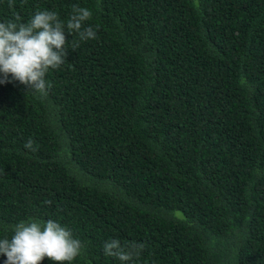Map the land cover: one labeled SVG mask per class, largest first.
<instances>
[{
    "label": "trees",
    "instance_id": "trees-1",
    "mask_svg": "<svg viewBox=\"0 0 264 264\" xmlns=\"http://www.w3.org/2000/svg\"><path fill=\"white\" fill-rule=\"evenodd\" d=\"M12 5L0 22L86 7L96 38L66 34L46 94L0 84V239L53 220L71 264H113L109 238L144 244L126 264H264V0Z\"/></svg>",
    "mask_w": 264,
    "mask_h": 264
},
{
    "label": "clouds",
    "instance_id": "clouds-1",
    "mask_svg": "<svg viewBox=\"0 0 264 264\" xmlns=\"http://www.w3.org/2000/svg\"><path fill=\"white\" fill-rule=\"evenodd\" d=\"M12 6L9 0V7ZM91 16L88 8L73 5L66 23L49 10L35 11L26 23L19 22V16L0 22V84L18 81L27 92L46 94V74L66 61V34L75 32L81 41L96 38V30L86 23ZM77 47L79 44L74 42L72 49ZM24 148L36 151L32 140ZM11 230L10 239H0V254L6 257L4 264H40L45 257L71 264L84 248L69 228L53 220H22ZM101 247L113 264H126L133 259V248L142 250L144 244L109 238Z\"/></svg>",
    "mask_w": 264,
    "mask_h": 264
}]
</instances>
